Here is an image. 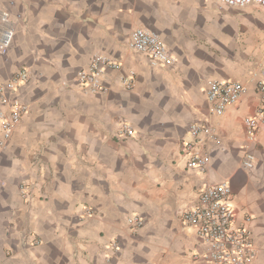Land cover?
Segmentation results:
<instances>
[{
	"label": "crops",
	"instance_id": "crops-1",
	"mask_svg": "<svg viewBox=\"0 0 264 264\" xmlns=\"http://www.w3.org/2000/svg\"><path fill=\"white\" fill-rule=\"evenodd\" d=\"M0 9L15 27L0 55V83L29 75L16 92L28 112L9 139L0 123V264H204L195 255L205 246L180 213L204 185L222 181L238 219L253 217V264H264V129L252 142L244 124L260 106L264 8L0 0ZM137 28L158 34L177 63L154 66L134 52ZM95 56L122 64L101 93L77 78ZM124 76L134 77L132 89ZM212 81L241 82L248 92L217 117L206 95ZM193 123L215 127L222 140L200 147L210 157L205 171L189 168L184 151ZM124 125L133 136L121 137ZM247 152L253 169L244 166ZM134 216L143 226L128 224Z\"/></svg>",
	"mask_w": 264,
	"mask_h": 264
},
{
	"label": "built area",
	"instance_id": "built-area-1",
	"mask_svg": "<svg viewBox=\"0 0 264 264\" xmlns=\"http://www.w3.org/2000/svg\"><path fill=\"white\" fill-rule=\"evenodd\" d=\"M218 6L243 8L259 6L264 8V0H212ZM15 37V27L11 15L7 10L0 9V55L9 53ZM132 50L147 56L154 66H173L175 58L160 36L148 29H135L130 38ZM122 64L118 60H111L95 56L91 59L87 69L77 74L79 86L93 93L106 91L105 77L109 71L119 70ZM258 92L260 106L256 114L247 117L244 124L247 136L254 142L257 133L264 129V67L260 70ZM29 80L26 71L18 73L11 80L0 83V103L6 110H0V123L3 135L9 139L14 128L21 122L28 112V106L16 96L19 87ZM122 85L126 89L133 88L134 77H122ZM248 88L236 81H212L206 95L212 105L214 115L222 117L228 108L239 103ZM134 130L124 125L121 137H131ZM192 141L184 144V151L189 156L188 166L193 170L205 171L209 165V154L200 149L207 141L220 146L222 140L216 133L215 127L204 123H193L190 126ZM244 166L253 169L255 156L247 152ZM21 194L25 199L30 197V187L23 186ZM233 191L228 181L204 185L197 196L194 206L184 209L180 213L183 223L192 228L202 240L205 251L197 254L196 259L204 264H253L256 256V247L250 223L253 217L246 214L242 220L238 219V210L233 205ZM87 216H92L90 209ZM139 216L129 218L128 224L133 227L143 226ZM115 248L116 244L113 245Z\"/></svg>",
	"mask_w": 264,
	"mask_h": 264
}]
</instances>
